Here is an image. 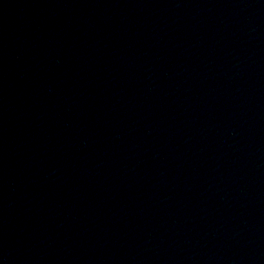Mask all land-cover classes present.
<instances>
[{"label": "water", "instance_id": "water-1", "mask_svg": "<svg viewBox=\"0 0 264 264\" xmlns=\"http://www.w3.org/2000/svg\"><path fill=\"white\" fill-rule=\"evenodd\" d=\"M0 264H264V0H0Z\"/></svg>", "mask_w": 264, "mask_h": 264}]
</instances>
